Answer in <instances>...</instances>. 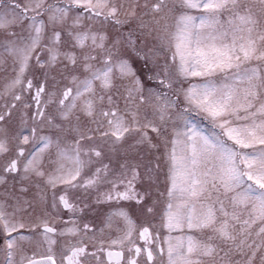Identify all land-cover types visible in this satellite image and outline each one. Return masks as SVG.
<instances>
[{
    "label": "snow or ice",
    "instance_id": "obj_1",
    "mask_svg": "<svg viewBox=\"0 0 264 264\" xmlns=\"http://www.w3.org/2000/svg\"><path fill=\"white\" fill-rule=\"evenodd\" d=\"M0 71V264H264V0H0Z\"/></svg>",
    "mask_w": 264,
    "mask_h": 264
},
{
    "label": "rangeland",
    "instance_id": "obj_2",
    "mask_svg": "<svg viewBox=\"0 0 264 264\" xmlns=\"http://www.w3.org/2000/svg\"><path fill=\"white\" fill-rule=\"evenodd\" d=\"M19 2H23V0H19ZM178 11V10H177ZM192 14H197L195 11L192 13ZM169 23H171V20L169 21ZM18 30V29H17ZM11 77V72L8 71V72H5V71H0V88L3 87V84L6 82V78H10ZM183 86H187V82L184 83ZM4 101L3 100H0V104H3ZM192 118L199 123V125L201 126V128H203L206 132L207 131H212L213 129L211 128V124L209 121L203 119L202 116H197L195 113L192 114ZM161 151H163V149H161ZM161 185H160V190L161 191H164L165 190V184L163 183L164 181V176L163 174H161ZM3 192V189L0 188V193ZM160 200H161V204L159 205L158 209H157V215L153 218V217H150L149 219H154V221H151L152 224L156 225L157 228H159V225H160V219H159V210L163 207V200L164 198L163 197H160ZM108 209V207H105L103 206L102 207V210H106ZM161 234L162 236L164 234H166L163 230L161 231ZM175 234V233H174Z\"/></svg>",
    "mask_w": 264,
    "mask_h": 264
},
{
    "label": "flooded vegetation",
    "instance_id": "obj_3",
    "mask_svg": "<svg viewBox=\"0 0 264 264\" xmlns=\"http://www.w3.org/2000/svg\"><path fill=\"white\" fill-rule=\"evenodd\" d=\"M79 195V192H75V193H70V196L75 198V196H78ZM94 193L92 194V197H94ZM91 199V198H90ZM105 207H108L107 205H104ZM103 207V206H101ZM108 209L104 210V212H107ZM130 211V214L132 215L133 219L136 221L137 223V226H140L144 220L143 217H140L139 214L134 210V208H130L129 209ZM69 216V213L65 210L63 213H62V218L63 219H67V217ZM154 218V217H153ZM150 219L151 221H154V219ZM149 219V218H148ZM58 227H61L62 225L61 224H58L57 225ZM25 233H27V229L25 230ZM89 264H95V261H90ZM139 264H144V259L143 257L140 258V261H139Z\"/></svg>",
    "mask_w": 264,
    "mask_h": 264
}]
</instances>
